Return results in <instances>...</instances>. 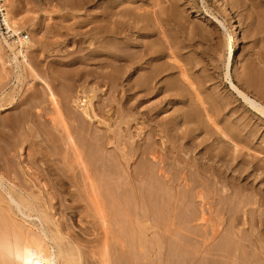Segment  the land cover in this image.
<instances>
[{"label": "bare ground", "instance_id": "bare-ground-1", "mask_svg": "<svg viewBox=\"0 0 264 264\" xmlns=\"http://www.w3.org/2000/svg\"><path fill=\"white\" fill-rule=\"evenodd\" d=\"M217 1L229 15L231 8L228 0ZM57 2L64 10L63 21L53 31L57 39L50 41L48 30H44L36 42L29 34L22 35L8 0H0V9L3 10V23L0 19V60L4 69L1 74L10 78L9 83L3 82L4 87L0 88V113L16 109L13 115L0 117V141L7 142L12 135L20 133L23 151L28 149L30 159L28 164L23 160V176L19 175L23 177V182L19 181L20 184L7 177L8 174L2 171L4 166L0 169V264H92L88 257L97 260V254L100 257L98 264H138L135 252L139 243V227L156 234L153 243L155 241L156 257L161 264H165L163 256H171L166 248L169 241L175 239L179 242L184 238L200 242L201 245H197L193 241L195 247L202 246L197 254L189 253L194 257L192 261L198 258L204 262L209 260V264L210 261L216 264H264V188L254 190L258 198L249 193L244 195V191L251 190L250 186L240 185L234 181L236 178H232L230 182L237 189L234 197L230 196L233 191L229 196L218 197L222 207H218L217 211L227 216L218 220L207 216L204 207L208 203L201 188L194 195L204 202L198 211L194 210L192 196L196 188L191 185L183 192L175 188L179 178L183 177L186 185L192 182L193 168L197 173L210 172L219 181L226 179L228 164L238 161L246 148L240 142L261 138V127L248 121L250 125L248 122L238 123L235 129L218 128L217 132L210 134L209 139L216 143L204 152L206 156L201 155L202 150L196 153L193 143L186 142L189 135L179 131L184 125L194 122L193 114L178 111L173 118H164L159 122L155 107L145 105L155 94L170 90L168 85H158V82L161 74L172 66L167 63L163 67L154 65L157 56L151 44L137 46V37L145 35L151 25L144 4L135 5L131 0ZM89 10L93 12L87 13ZM229 29L234 33L227 48L230 61L235 56V46L241 41L237 25L231 17ZM12 37L15 39L11 40ZM35 43L40 46V53L34 51ZM227 80L242 102L264 118V97H252L238 87L230 73V64L227 66ZM10 83L13 85L8 91ZM89 84L95 86L89 88ZM99 86H103L101 92L104 94L98 93ZM22 88L25 93L21 103L16 100V95ZM107 95L111 108L115 104L118 106L115 122L119 129L101 134L94 126L96 119L100 120L97 109L105 112L104 107L109 103L100 107L97 103ZM19 103L22 107L18 109ZM133 122L140 130L136 134L132 131ZM122 125L127 129L124 130ZM7 129L12 132L7 134ZM168 131L175 132L173 149L158 147L156 136ZM123 143L128 151L119 149ZM202 143L196 144V147L199 148ZM186 144L189 147H185ZM109 145L115 146V153L110 151ZM178 151L192 154L182 169L168 163ZM1 153L4 151L0 149ZM229 155L230 161L227 159ZM149 157L158 160L155 165L150 164ZM137 160L139 163L132 169V163ZM236 166L234 171L238 170L239 174L252 170L245 176L247 178H257L258 172L261 173L259 176L262 175L261 168L256 171L255 165L244 163L240 168ZM30 178L34 182L40 180L42 188L36 191V183ZM159 181L162 186L157 185ZM172 191L176 195L183 194L180 196L184 198L179 196L183 201ZM188 191L192 192L189 196L192 198L188 197ZM67 194L72 197L67 199L72 202L68 205L61 200ZM126 194L131 197L130 201L125 198ZM161 197L167 199L163 217L155 215L156 210V213L153 212L155 201L158 202ZM260 207L262 211L258 213ZM59 210L63 213L70 210L71 214L80 217L82 224H85V218H92L87 223L95 235L94 239L86 240L71 234L64 218L56 219ZM112 248L115 251L113 254ZM164 249L166 252H163ZM178 250L181 251V247ZM116 253L123 263H118L119 259L118 262L113 261L112 256ZM184 257L187 258V255Z\"/></svg>", "mask_w": 264, "mask_h": 264}, {"label": "rangeland", "instance_id": "rangeland-1", "mask_svg": "<svg viewBox=\"0 0 264 264\" xmlns=\"http://www.w3.org/2000/svg\"><path fill=\"white\" fill-rule=\"evenodd\" d=\"M121 1L124 2L127 0H121ZM131 1L135 2V5L144 4L143 6L144 9L147 10L150 15L149 16L151 23L150 30L145 32V35L142 36L138 35L140 38L137 37L136 40L137 46L141 47L143 45L146 46L148 44H151V48H153V51L155 52V56H157V58L153 62L154 65L163 67V65L167 63L172 66L169 70H167V72L161 74L158 82V85H168L170 90L157 95L155 94L153 98H151L149 102L145 104L147 106L155 107L156 109L155 112L159 122L161 121V119L164 118H169V119L173 118L176 115V112L178 111L189 113L191 115L193 114L192 116L195 117V119H193L194 120V122L192 123L193 125L192 124H189V126L184 125L182 127L183 129L181 128L179 129V131H182L186 135H189V138L186 140V142L193 143V147L194 149H196V153L202 150L201 155L203 156H204V152L208 150L209 146L212 143L213 144L216 143V142H212V139L210 140L209 138L211 133L218 131V128H221L222 130H226V128L227 130L229 128L235 129L237 128L238 123L246 124V122L248 121H251L252 124L253 122H255L253 125L256 126L258 124V126L261 127V132H262L261 138L252 139L249 140L248 142L245 141V143L244 141L240 142L241 145L243 147H246L247 149L246 148H244L245 150L243 149V153L241 156H239L238 161H236L235 163L228 164L229 169H227L226 172V179H222L221 181H219V178L216 175H212L210 172L197 173L195 168L191 167L193 168L192 170H194L192 172L190 168L192 175H194V176L191 175L194 178L190 177V181L192 182H187L186 185V180H184L182 177L178 179V182L175 185V188H177L178 190L180 189L179 191L182 192L183 189L186 191V189L190 188V186L192 185L191 187L196 188L193 191L192 196H194L195 193L199 191V189L201 188L200 191L204 193V198L206 199L205 201L208 203L204 208L207 210L206 212L209 219L218 220V218L221 217L226 219L227 216H225L224 214H220L217 211V209L218 207L219 208L222 207L221 206L222 202L220 200L221 196L225 197L226 195L230 194V192L232 191L234 193L232 192L230 196L234 197L235 195V191L237 188H233L234 186L230 182L232 181V178L233 179L236 178L237 180L234 181H238L240 185L244 184L250 186L251 190L244 191L243 192L244 195L245 193L246 195H248L249 193V195L252 194L258 198L259 196L256 195V192L254 190L258 189L259 187L264 188V173H263L264 172V118H261L256 113L251 111L247 107V105H245L244 102H242V100L238 97L236 92L231 88L230 82L227 80V66L228 64H230V73L232 74L234 83L238 87H240L243 91L247 92L252 97H257V98L264 97V0H228L231 8L229 15L231 18L234 19L236 23L238 28L237 29L238 34L241 39L240 43L237 46H235V52H234L235 56L230 61L228 60L229 51L227 50V48L230 45V39L234 36V33L231 29H229L230 27L229 15L224 11V9L217 0H191V1L190 0H131ZM153 5H155V7ZM8 6L10 10L14 11L16 14L15 16L18 19L17 22L20 27L22 35L29 34L33 41L38 42L44 30H48L49 40L55 41V39H57L56 37H54L53 33L55 32L54 31L55 29L57 30V26L58 24H60L59 22L64 17L63 14L64 10L60 9V4L57 2V0H50V1L8 0ZM92 12L93 10H89L87 13H92ZM155 13H157V16L155 15ZM199 14H201V16H199ZM0 19L2 21L1 14H0ZM2 29H3L2 31L5 33L6 36L7 34L5 27L3 26ZM14 37L17 38V36ZM14 37H12L11 40L12 39L14 40L15 39ZM35 45L36 46L33 47L34 51L40 53L41 52L40 46L36 43ZM68 49H72V48H68ZM8 53H10L9 50ZM50 60H53V58H51ZM2 65H3L2 61L0 60V85H1L0 88L4 85L3 82L9 83L10 80L9 77H6V75L1 74L4 70L2 68L3 67ZM142 73L143 72L141 71V74ZM12 85L13 83H10V85H8L7 87L8 91L10 90L9 88ZM94 86L95 84L94 85L89 84V88ZM186 86L190 88L191 91H189V89ZM102 89L103 86L97 87L98 93L104 94V92L103 93L101 92ZM23 93L25 92H23V88H22L17 92L16 95V100H20L21 103L23 101ZM178 93L180 95H178ZM108 97H109L108 95L107 97L104 96L103 101L101 100L99 103H97V106L99 107L104 106V103L108 104L109 103L107 101ZM19 107H22V105L20 106V103L17 108L19 109ZM117 108L118 106L116 104L114 105V108H111V103H109L108 106L104 107L105 112L99 111V109H97L100 120L96 119V123H94V126L95 127L97 126V129L101 134L107 131H108L107 133H109V130H111L112 132L118 131L119 129L118 124L115 122V120L117 119V112H116ZM207 108L209 110H207ZM15 110L16 109H11L5 111L2 114L0 113V117H3L4 114H5L4 117L13 115V112H15ZM202 110H204L205 112L204 111L201 112ZM202 113H206V114L203 115ZM231 115L235 117L232 118ZM135 116L137 117L136 114ZM202 116H205L206 118L205 117L204 118L206 120L204 118L202 119L201 118ZM197 118H201V119H198L199 120L198 121ZM133 124L135 125L133 126L132 131L134 132V134H136L137 132L140 131L138 128L139 126L136 127L135 122H133ZM122 126L124 130L127 129L125 125ZM6 131L8 132V129ZM190 131L193 133L192 135L189 134L191 133ZM11 132H8L7 134ZM18 134L15 135L11 134L12 137H10L7 140V142L9 143H7L6 141L3 142L0 141L2 143V144L0 143V149L2 152L4 151V153L0 154V169H2L1 167L4 166L2 171L5 174H8L7 177L12 180L14 179L15 183L20 184L19 181L23 182V177H22L23 160L25 159V163L28 164V162H30V159H29L28 149H26V152L23 151V143H22L23 137H20V133ZM161 134L157 135L160 140L156 136L158 147L173 149V145H174L173 136L175 132L168 131L167 133H163L162 134L163 137ZM18 139L20 140V142ZM15 141L17 142L15 143ZM201 142H203L201 146L199 148L196 147L197 146L196 144L199 145ZM187 146L188 144H186L185 147ZM3 147H5V149ZM107 147L111 149L110 151L114 152V147H115L114 145H109ZM122 148L128 151L126 144L124 143L122 144V146L119 147V149ZM196 153L194 152V154ZM191 155L192 154L190 152L187 153L184 151H180V152L178 151L174 153L169 159L171 163L169 161L168 163L170 165H172L173 163V165L178 169L185 168L187 165L186 161L190 160ZM175 156L177 157V159L175 158ZM151 157H149V159ZM230 158L231 157L229 155L227 159L230 161ZM150 161H151L150 164L155 165V162L158 160L155 161L154 159L152 160L151 158ZM138 163L139 160H137V162L135 163H132L133 164L132 169ZM244 163L246 165L248 163L253 166L255 165L254 167L255 168L257 167L256 171H258L261 168L262 175L259 176L260 172H258L256 176L257 178H255L254 176L247 178L245 176L247 175V173L252 172L251 169L241 174H239L238 170H237L238 172L234 171V169L237 168L236 165H238V167L240 168L243 166ZM163 165L164 164H162L161 166ZM153 167L155 168V166ZM19 175L22 176L20 177ZM33 179L31 180L34 182ZM37 182H34L36 183L37 186L36 191L41 187V185L39 186V184H41L40 180L39 181L37 180ZM43 183L44 181H42V185ZM160 183L161 182L159 181L157 185H161ZM177 189L175 191H177ZM174 192L173 194H175ZM191 193L189 191L187 192L188 197L191 196ZM127 194L129 195L130 193ZM127 194H126L127 197L125 198L127 199V201H130L131 197L129 198V196L131 195L128 196ZM180 195L181 194L176 195L178 196V199L183 194L181 196ZM167 197L170 199L169 196ZM218 197H220V199ZM71 198L72 197H70L67 194L65 196H62L61 200L68 205L72 202L71 200H67V199H71ZM161 198L158 202L155 201L156 205H154L155 209L153 212L156 213L157 211L155 215L158 216L160 214L159 216L163 217V213H164L163 208L166 206L167 199L166 197H164L165 199L164 198L161 199ZM181 198L180 200L183 201V199ZM193 199H194L193 201L195 202L194 210L198 211L200 206H202L204 202L202 199L197 198L196 196H194ZM216 199H218L219 201ZM161 200H162V204H160ZM157 204L159 206L162 205V207L157 206ZM224 206H227V204H225ZM159 208H161L162 210ZM212 211L213 213H211ZM260 211H262L261 207L258 209V213ZM64 212L66 213H63L61 210H59L58 213L60 215L58 214L56 216V219L58 220L59 218H64L67 228H69L67 230L71 234L81 236L86 240L94 239L95 235L91 233V231L89 230L90 229L89 227L91 226L89 223H87L88 221L89 222L92 221V218L90 217L85 218V224H82L79 222L80 219L79 216L77 217V215H74L73 213L71 214L70 210ZM218 214L219 216H217ZM239 215H241V213H239ZM17 219L20 220L19 218ZM211 223L212 222H210L209 224ZM262 228H264V226H262ZM82 230L83 232L86 233H83ZM84 230H87L89 232ZM263 230L264 229H262V231ZM82 234L84 237L82 236ZM137 236L139 239L138 241L139 243H138V249L135 252L136 253L135 260L136 261L138 260V264L139 263L157 264V261L159 264H161V261L159 262L158 257H156L158 253H156L155 250L157 248L155 241L153 243V239L154 236H156V234H154L153 231L147 232L145 228L139 227L137 230ZM173 240L169 241V243L166 246V248L168 247L167 249L169 251V255H171L172 257L167 255L170 257V258L168 257L169 258L168 261V258L167 257L164 258L163 256V260H165V264L166 262L167 264H172V263L177 264L178 262H179L178 264H182V263L205 264V262H208L209 264V260L208 261L206 260L204 262L202 261V259H200L199 261L198 258L195 261H192L193 260L192 258H194L192 257L194 252L197 254L198 253L197 250L200 247L202 248V246H196L197 247L196 248L193 245L194 240L191 242L190 240L184 238L183 241L181 240H180L181 242L179 241L181 244L178 241H175V239ZM196 242L197 241H194V244ZM199 243L200 242H197L196 244L201 245ZM180 247H181V251H179L180 249L178 250V248ZM113 249L114 248H112L111 250L112 254L115 253V251L113 252ZM188 249H192V250L190 251ZM176 251L179 254L176 253ZM185 251H187L186 254ZM163 252H166V250L164 249ZM190 252L192 255L189 254ZM114 255L112 256L113 261L116 260V262H118L117 260L119 259L117 257L118 254L116 253ZM174 255L176 257H174ZM186 255L187 258L184 257ZM189 255L191 257L188 259ZM245 257L248 258L247 255ZM88 258L92 260L91 261L89 259L90 263L92 264L93 263L98 264V261H100L99 254H97V258L99 259L96 260L95 258L97 263L90 256ZM118 263H123V262L120 261L119 259ZM210 264H216V263L210 261Z\"/></svg>", "mask_w": 264, "mask_h": 264}, {"label": "built area", "instance_id": "built-area-1", "mask_svg": "<svg viewBox=\"0 0 264 264\" xmlns=\"http://www.w3.org/2000/svg\"><path fill=\"white\" fill-rule=\"evenodd\" d=\"M2 13H3V10L0 9L1 18H2ZM2 20H3V19H2ZM2 23H3V21H2Z\"/></svg>", "mask_w": 264, "mask_h": 264}]
</instances>
